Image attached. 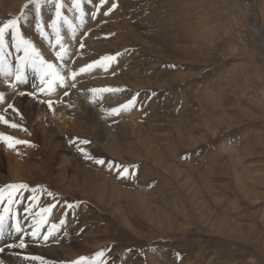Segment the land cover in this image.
Here are the masks:
<instances>
[{"label": "rangeland", "instance_id": "obj_1", "mask_svg": "<svg viewBox=\"0 0 264 264\" xmlns=\"http://www.w3.org/2000/svg\"><path fill=\"white\" fill-rule=\"evenodd\" d=\"M26 3L0 0V24L19 16ZM61 3L62 17L72 25H58L70 52L63 61L55 56L59 45L52 47L54 2L41 6L44 36L31 5L20 32L65 75L63 100L74 103L63 108L74 116L61 113L77 128L58 125L47 104L27 95L40 87L34 71L26 76L37 77L33 87L25 81L15 88L0 85L3 108L11 111L7 105L13 104L22 114L21 121L9 120L27 129L26 137L18 135L21 128L3 124L0 132L29 142L11 148L28 166L19 180L5 161L0 168V187L29 186L15 197L10 215L5 213L0 264H41L31 257L72 264L101 250V264H264V0H81L82 22L72 0ZM112 3L117 7L105 15ZM6 45L7 63L14 67L22 53L11 46L10 32ZM106 55L115 59L79 71ZM70 71L78 73L74 80ZM134 95L132 106L109 114ZM93 103L102 110L90 108ZM42 132L52 142L46 147ZM79 148L106 163L84 158ZM107 162L135 165L134 175L119 176L121 169ZM45 207L51 210L37 216ZM37 220L42 223L33 236ZM21 239L24 248L8 247Z\"/></svg>", "mask_w": 264, "mask_h": 264}, {"label": "snow or ice", "instance_id": "obj_2", "mask_svg": "<svg viewBox=\"0 0 264 264\" xmlns=\"http://www.w3.org/2000/svg\"><path fill=\"white\" fill-rule=\"evenodd\" d=\"M55 3V17L51 20V23L49 24V27L52 28L53 34L55 36V40L52 41V47L55 48L57 45H59V50L55 52L56 59L59 61H63L64 57L67 55V48L65 47L64 43L62 42V36L59 31L58 25L62 21L65 24H69L66 17H62L61 9L63 7L61 0H28V3L22 6L21 14L19 16H16L15 18H9L6 22L0 24V76H3L5 78V83L9 88H15L18 84H21L25 81L27 76V71L31 69L32 71L36 72L39 75L40 78V87H39V93L43 94L44 96H50L54 91L55 88L58 85H62L65 81V75L60 72V70L57 68V66L51 62H48L45 60V58L42 56V54L35 48V46L32 44V42L28 39H26L20 32V20L25 15L26 10L29 8V6H33V9L36 14V29L38 32H40L41 36L45 35L44 28L42 24L40 23V12H41V6L44 3ZM100 5H104L106 3V0H99ZM72 8L75 9L77 12L80 13V16L77 17L78 20H81L82 22V9H81V0H72ZM117 7L116 3H112L111 7L108 9L107 12H105V15H108L109 12L113 11ZM99 10V9H97ZM69 27L71 28L72 25L69 24ZM11 36V46L15 48L17 53H22V55H18L15 61L14 67L9 65L7 63V55L4 52L6 45V40L9 35ZM81 48L84 47V45L81 43ZM116 55H120L117 53ZM115 59V56L106 55L101 57L99 60L93 62V64H89L86 67H82L79 69L80 72H85L86 70L92 68L95 64H102L104 61L111 62ZM71 78L74 80L76 76L78 75L75 71H70ZM72 87H75V84L72 85ZM89 91L96 93V92H111V91H120V89H112V88H103V89H90ZM20 96L26 95L25 92L21 91L19 92ZM27 95H30L33 97V99L39 100L40 103H44L48 105V110L52 111L54 113L53 108V101L51 99L47 100H40L39 95L36 92L27 93ZM5 97L2 93H0V102H4ZM136 101V96L134 95L129 101H127L126 104L121 105L119 108H112L109 110V114H115L118 113L120 109H127L128 107L132 106L134 102ZM7 107L11 109L13 113H15L17 116H21L22 114L19 112L18 109L14 107L13 104H8ZM0 124L7 125L10 128L16 129L21 128L22 126L8 120L5 115L0 114ZM0 142L7 145L8 148H15L16 145L20 144H29L28 141L20 140L15 137H12L10 135L4 134V132H0ZM79 143L81 145H86L90 143L88 140H80ZM80 152H82L85 155L86 159L94 160L96 164L103 165L106 163V161L102 159H95L91 155H89L84 148L78 149ZM108 167H116L118 169H121L118 171L119 176H126V175H134V173L130 172V167H135V165L131 166H122L118 164H113V162H107ZM29 186L25 183H15V184H7L4 187H0V205L4 204V201H7V205L2 207L0 209V234H3L5 231V228L7 227V218L5 213H9L10 215V209L11 205L15 202V197L19 194L20 190H26ZM35 191V189H33ZM50 196L53 195L52 193H48ZM30 199L35 200V197H31ZM50 207L41 208L39 212L36 213L37 216H41L42 213H48L50 211ZM42 223V220H37L36 223L33 225V231L32 235L37 236L38 229L40 224ZM55 227V225H53ZM12 228L15 229V231L20 232L21 228L18 226V224H13ZM50 234V233H49ZM44 239L47 240L48 236L45 235ZM25 242L23 239L20 240L18 244H10L8 245L9 248L12 247H19L24 248ZM4 249L0 248V252H2ZM104 256V251H98L94 254V256L89 259L88 257L81 256L77 260L73 261L72 264H101L100 261L97 260L99 257ZM33 260H40L41 264H44V261L40 257H31Z\"/></svg>", "mask_w": 264, "mask_h": 264}, {"label": "bare ground", "instance_id": "obj_3", "mask_svg": "<svg viewBox=\"0 0 264 264\" xmlns=\"http://www.w3.org/2000/svg\"><path fill=\"white\" fill-rule=\"evenodd\" d=\"M19 2V1H18ZM9 3V2H8ZM16 3V2H15ZM22 3V2H21ZM9 8V7H8ZM61 25H63V24H61ZM63 26H65V25H63ZM64 28V27H63ZM67 28V27H66ZM70 30V29H69ZM68 31H66L65 33H67ZM73 33V32H72ZM53 36V35H52ZM72 36H74V35H72ZM71 36V39L73 38ZM66 37V36H65ZM67 38V37H66ZM65 38V39H66ZM69 39V38H68ZM70 41V40H69ZM73 41V40H72ZM71 43V42H70ZM69 43V44H70ZM52 50V49H51ZM67 54H70V52H67ZM50 59V58H49ZM88 59V58H87ZM85 60V59H84ZM76 61H78V60H76ZM80 61V60H79ZM58 64V63H57ZM75 64H77V63H75ZM62 65H66L67 66V60H65V62H63V64ZM74 65V64H73ZM79 65V64H78ZM70 66V65H69ZM74 66H76V65H74ZM73 67V66H72ZM77 67V66H76ZM100 67V66H99ZM97 68V67H96ZM102 68V67H101ZM100 68V69H101ZM61 69V68H60ZM63 69H65V67L63 68ZM94 68H92V70H93ZM31 70V69H30ZM102 70V69H101ZM62 71V70H61ZM99 71H97V73H98ZM93 73V72H92ZM68 74H69V72H68ZM67 74V75H68ZM34 76L35 75H37L38 76V74L36 73V72H34V74H33ZM92 77V76H91ZM96 77V76H95ZM98 77V76H97ZM100 77H101V75H100ZM34 78H37V77H27L26 79H25V82H24V84H25V86L26 87H33V85H35V82L33 81V79ZM3 80H2V82L0 83V85L1 86H6L7 84L5 83V78L3 77L2 78ZM40 79V78H39ZM39 79L37 80V81H39ZM85 80V79H84ZM111 80V79H110ZM77 85V84H76ZM20 86V85H19ZM5 88H7V87H5ZM20 88V87H19ZM62 88H63V86L61 87L60 85H58L56 88H55V94H51V95H53V96H51L50 97V99L52 98H54L55 99V102H58V105L55 107V105H54V116H51L52 118L54 117L55 118V120H56V123L58 124V125H63V124H72L73 126H75L74 125V122L73 121H70V123H68L69 121L67 120V119H65V115L64 114H62V113H64V111L66 110V109H64L63 107L65 106V105H70V104H64V106H63V103H71L72 102V100H70L71 102H69V101H65V99L63 100V98L65 97H63V93H62ZM18 89V88H17ZM64 89H65V87H64ZM31 90V89H30ZM22 91V90H21ZM32 91V90H31ZM67 91V90H66ZM10 92V91H9ZM5 93V92H4ZM37 94L39 93V91L38 92H36ZM9 95V94H8ZM18 96V95H17ZM30 96V95H29ZM41 96V95H40ZM68 96H70V95H68ZM87 97V96H86ZM7 98V97H6ZM42 98H44V97H42ZM48 98V97H47ZM88 98V97H87ZM106 98V97H105ZM20 99V98H19ZM51 99V100H52ZM54 99L52 100V101H54ZM89 99V98H88ZM111 99V98H110ZM28 100V99H27ZM44 100V99H43ZM108 100V99H107ZM18 101V100H17ZM23 101V100H22ZM97 101V100H96ZM27 102H29V101H27ZM32 102V101H31ZM55 102H54V104H55ZM34 103V102H33ZM36 103V102H35ZM74 102H72V104H73ZM37 104V103H36ZM40 104V103H39ZM85 104H86V102H85ZM3 105H5V103L4 102H0V110H2V113H3V111H4V115H5V117L9 120L11 117H14L16 120H18V121H21V118L19 117V116H17L15 113H13V112H11L10 110H5L4 108H3ZM84 105V104H83ZM22 106V105H21ZM30 106V105H29ZM33 106V105H32ZM87 107H88V105H86ZM18 107V106H17ZM38 107H39V105H38ZM44 107V106H43ZM43 107L41 108V109H43ZM82 107V106H81ZM80 107V108H81ZM97 108V110L100 108V107H97L94 103H93V105H91V107L90 108ZM37 108V107H36ZM46 108V107H45ZM44 108V109H45ZM65 108H68V107H66L65 106ZM74 108V107H73ZM76 108V107H75ZM29 109V108H28ZM62 109H63V111H62ZM70 109L72 110V106H70ZM101 110H102V108H100ZM40 110V109H39ZM83 110V109H82ZM81 110V111H82ZM91 110V109H90ZM103 110H104V108H103ZM27 110H25V112H26ZM30 111V110H29ZM41 111V110H40ZM49 111V110H48ZM66 111H68V109L66 110ZM65 111V114L67 113V114H69L70 116H74L73 114H72V112L70 113V112H66ZM98 111H100V110H98ZM105 111H106V109H105ZM104 111V112H105ZM127 111V110H126ZM133 110L131 109V112H132ZM35 112H37V110L35 111ZM39 112V111H38ZM44 112V111H43ZM43 112H41V113H43ZM62 112V113H61ZM73 112H75L74 110H73ZM97 112V111H96ZM130 112V114L129 115H125V116H127V118H131V113ZM135 112V111H134ZM31 113V112H30ZM29 113V114H30ZM84 113H85V111H84ZM88 113V112H87ZM92 113V112H91ZM91 113H89V115H90V117L91 118H93L94 120H95V117L91 114ZM107 113V112H106ZM136 113V112H135ZM134 113V114H135ZM39 114V113H38ZM99 114V113H98ZM31 115V114H30ZM82 115V114H81ZM97 115V114H96ZM101 115V114H100ZM105 115V114H104ZM46 116H47V114H46ZM65 116V117H64ZM98 117H100V116H98ZM102 117H104V116H102ZM133 117V116H132ZM71 118V117H70ZM73 118V117H72ZM75 118V117H74ZM78 118V117H77ZM76 118V119H77ZM89 118V117H88ZM126 118V117H125ZM75 119V120H76ZM82 119V118H81ZM11 120V119H10ZM53 120V119H52ZM79 120H80V117H79ZM79 120H77L78 121V124H79ZM90 120V119H89ZM97 120V119H96ZM128 120V119H127ZM131 120H134V119H131ZM82 121V120H81ZM93 121V120H92ZM100 121V120H99ZM98 121V122H99ZM14 122V121H13ZM73 122V123H72ZM83 122H84V118H83ZM86 122V121H85ZM89 122H91V120L89 121ZM96 122V121H95ZM104 122V121H103ZM129 122V121H128ZM22 123V122H21ZM47 123V122H46ZM94 123V122H93ZM127 123V122H126ZM125 123V124H126ZM80 124H82V123H80ZM90 124V123H89ZM99 124V123H98ZM98 124H96V126L98 125ZM129 124V123H128ZM71 125V126H72ZM84 125V124H83ZM87 125H88V123H87ZM86 125V126H87ZM94 125H95V123H94ZM100 125V124H99ZM103 125V124H102ZM0 126H1V124H0ZM55 126V125H54ZM65 126V125H64ZM64 126H62V127H64ZM77 126V125H76ZM75 126V129L77 128ZM79 126V125H78ZM101 126V125H100ZM124 126V125H123ZM6 127V126H5ZM58 127V126H57ZM81 127V126H80ZM102 127V126H101ZM107 127V126H106ZM118 127V126H117ZM4 128V127H3ZM66 128V127H65ZM64 128V129H65ZM70 128V127H69ZM68 128V129H69ZM72 129H73V127H71ZM10 129V128H9ZM26 129V128H25ZM39 129V128H38ZM83 129H85V128H83ZM93 128H91V129H89V130H92ZM103 129V128H102ZM107 129H108V127H107ZM110 129V128H109ZM108 129V130H109ZM115 129H117L116 128V126H115ZM119 129V128H118ZM126 129V128H125ZM131 129V128H130ZM0 130H2L1 129V127H0ZM5 130H7V129H5ZM12 130V129H11ZM27 130V129H26ZM59 130H60V128H59ZM70 130V129H69ZM96 130V129H95ZM107 130V131H108ZM111 130V129H110ZM44 131V130H43ZM50 131V130H49ZM48 131V132H49ZM54 131V130H53ZM62 131H63V129H62ZM87 131V130H86ZM93 131H94V129H93ZM104 131H106L105 129H104ZM132 131V130H131ZM10 132V131H9ZM17 132H18V135H20V136H22V137H24L25 136V132H24V130H17ZM40 132V131H39ZM47 132V131H46ZM46 132H42V134H41V139H44V140H46V142L44 143L45 144V147H46V145L48 144V143H52V142H47V138L49 137V134L48 133H46ZM60 132H61V130H60ZM63 132H65V130L63 131ZM89 132V131H88ZM101 132V131H100ZM111 132H113V131H111ZM130 132V131H129ZM133 132V131H132ZM86 133V132H85ZM96 133V132H95ZM101 133H103V132H101ZM109 133V132H108ZM115 133V132H114ZM28 134V133H27ZM56 134V133H55ZM54 134V135H55ZM98 134H100L99 132H98ZM116 134V133H115ZM15 135H17V133L15 134ZM51 135H52V133H51ZM89 135V134H88ZM109 135H111L110 133L108 134V136ZM125 135V134H124ZM93 136H95L96 137V135H94L93 134ZM103 136H104V138H105V136H107V132H105V133H103ZM115 136V135H114ZM26 137V136H25ZM111 137H112V135H111ZM27 138H29V137H27ZM39 138V137H38ZM103 138V139H104ZM51 139V138H50ZM53 139V138H52ZM61 139V138H60ZM60 139H59V141H60ZM98 139V138H97ZM102 138H100V140H101ZM113 139V138H112ZM63 141V140H62ZM116 141V140H115ZM115 141H114V143H115ZM100 142V141H99ZM102 142V141H101ZM110 142H112V141H110ZM108 143V144H111V143ZM105 145V144H104ZM112 145V144H111ZM4 146H6V147H4ZM63 146V145H62ZM114 146V145H113ZM117 146V145H116ZM65 147V146H64ZM103 147V146H102ZM108 148V147H107ZM111 148V147H110ZM113 148V147H112ZM118 148V147H117ZM13 149V148H12ZM28 150V149H27ZM110 150H112V149H110ZM23 151V150H22ZM24 151H25V149H24ZM26 152V151H25ZM28 152V151H27ZM23 154H24V152H22ZM72 153V152H71ZM28 154V153H27ZM76 154V153H75ZM79 154V153H78ZM24 156V155H23ZM25 157V156H24ZM21 158H23V157H21V154H20V152L18 151V150H11L10 148H7V145H1L0 144V168L2 167V163L5 161V163L8 165L7 166V168H9L10 169V172H11V176L14 178V180H19L20 179V176H19V172L20 171H22V169H26L27 167H23V165L24 164H22V162L21 161H23V159L21 160ZM75 158V157H74ZM79 158V157H78ZM82 158V157H81ZM85 158V157H84ZM25 159V158H24ZM76 159V158H75ZM73 160V159H72ZM71 160V161H72ZM74 161V160H73ZM27 162V161H26ZM26 162H24V163H26ZM69 162V161H68ZM87 162V161H86ZM74 163H75V161H74ZM85 164V163H84ZM73 165V164H72ZM77 165V164H76ZM80 165V164H79ZM82 166H84V165H82ZM73 167V166H72ZM70 168V167H69ZM75 168V167H74ZM80 168V167H79ZM29 169V168H28ZM27 169V170H28ZM78 169V168H77ZM81 169V168H80ZM85 169V168H84ZM90 169V168H89ZM68 170V169H67ZM76 170V169H75ZM83 170V169H82ZM72 171V170H71ZM80 171V170H79ZM88 171V170H87ZM1 172V171H0ZM84 172V171H83ZM76 173V172H75ZM21 174V173H20ZM73 174H74V172H73ZM77 174V173H76ZM82 174V173H81ZM87 175V174H86ZM99 175H100V173H99ZM78 176V175H77ZM81 176H84V175H81ZM79 178V177H78ZM87 178V177H86ZM100 178V177H99ZM104 178V177H103ZM102 178V179H103ZM0 179H2V178H0ZM22 179V178H21ZM76 179V178H75ZM80 179H81V177H80ZM3 181V180H2ZM98 181H101V178H100V180H98ZM73 182V181H72ZM87 182V181H86ZM93 182V181H92ZM84 183V182H83ZM103 183V182H102ZM73 184V183H72ZM78 184V183H77ZM71 185V184H70ZM85 185V184H84ZM73 186V185H72ZM74 186H76V185H74ZM109 186V185H108ZM83 187V186H82ZM100 187V186H99ZM86 188V187H85ZM84 189V188H83ZM93 189H95V188H93ZM92 190V189H91ZM121 190V189H120ZM122 191V190H121ZM125 191V190H124ZM91 192V191H90ZM89 192V193H90ZM120 192V191H119ZM88 193V192H87ZM138 201H139V199H138ZM137 203V202H136ZM143 204V203H142ZM26 211V210H25ZM158 222V221H157ZM161 222V221H160ZM25 224V223H24ZM31 224V223H30ZM26 226V225H25ZM29 232H30V230H29ZM30 234V233H29ZM32 235V234H31ZM30 235V236H31ZM55 237V236H54ZM53 237V238H54ZM28 240H29V238H28ZM69 242V241H68ZM3 247V246H2ZM19 248V247H18ZM7 249V248H6ZM58 249V248H57ZM45 252H49V253H52V251L49 249V250H45ZM60 252V251H59ZM55 254V253H54ZM5 256V255H4Z\"/></svg>", "mask_w": 264, "mask_h": 264}]
</instances>
